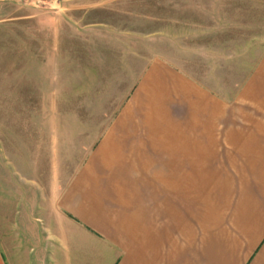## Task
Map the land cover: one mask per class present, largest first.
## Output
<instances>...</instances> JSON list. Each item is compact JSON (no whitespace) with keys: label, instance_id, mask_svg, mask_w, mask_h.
I'll return each mask as SVG.
<instances>
[{"label":"crops","instance_id":"1","mask_svg":"<svg viewBox=\"0 0 264 264\" xmlns=\"http://www.w3.org/2000/svg\"><path fill=\"white\" fill-rule=\"evenodd\" d=\"M104 44L107 118L78 122L81 163L49 194L17 185L0 264H264V50Z\"/></svg>","mask_w":264,"mask_h":264},{"label":"rangeland","instance_id":"2","mask_svg":"<svg viewBox=\"0 0 264 264\" xmlns=\"http://www.w3.org/2000/svg\"><path fill=\"white\" fill-rule=\"evenodd\" d=\"M106 41L120 56L128 41L138 56L178 57L182 44L221 59L248 49L251 67L264 50V0H0V238L16 236L3 219L18 184L47 195L58 168L66 180L81 163L76 126L104 116L112 93Z\"/></svg>","mask_w":264,"mask_h":264}]
</instances>
